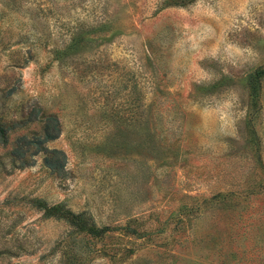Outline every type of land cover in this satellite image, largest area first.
I'll list each match as a JSON object with an SVG mask.
<instances>
[{
  "label": "rangeland",
  "instance_id": "rangeland-1",
  "mask_svg": "<svg viewBox=\"0 0 264 264\" xmlns=\"http://www.w3.org/2000/svg\"><path fill=\"white\" fill-rule=\"evenodd\" d=\"M0 97L65 154L0 144V264H264V0H0Z\"/></svg>",
  "mask_w": 264,
  "mask_h": 264
},
{
  "label": "trees",
  "instance_id": "trees-1",
  "mask_svg": "<svg viewBox=\"0 0 264 264\" xmlns=\"http://www.w3.org/2000/svg\"><path fill=\"white\" fill-rule=\"evenodd\" d=\"M3 89H1V92ZM10 91H8L9 93ZM5 94L4 92H2ZM0 97V100H2ZM39 108H29L21 116L14 118L6 117L0 113V144L4 145L8 140V133L15 132L26 125L28 122H35L37 129L20 131L14 134L9 150L11 165L25 167L30 164L31 158L39 154L42 165L51 171L59 173L65 164V154L60 149L48 148L45 143L57 137L59 133V123L53 114H43ZM27 127V126H26ZM32 207L41 212L43 217H51L62 220L70 225L74 231L85 232L90 235H102L110 230L111 227L103 225L95 226L91 221L83 217L80 213H75L66 208L62 203L48 204L39 198L28 201Z\"/></svg>",
  "mask_w": 264,
  "mask_h": 264
}]
</instances>
